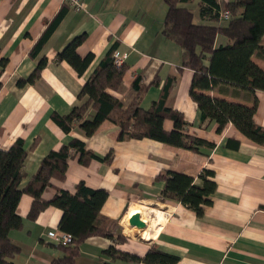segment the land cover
Returning <instances> with one entry per match:
<instances>
[{
    "label": "crops",
    "instance_id": "crops-1",
    "mask_svg": "<svg viewBox=\"0 0 264 264\" xmlns=\"http://www.w3.org/2000/svg\"><path fill=\"white\" fill-rule=\"evenodd\" d=\"M84 1L86 11L69 7L64 0H0V60L6 59L4 67H0V149L8 148L17 138L24 140L27 155L20 187L37 171L44 155L77 138L86 149L100 156L109 155L110 160L90 159L81 164L73 153L65 178L54 179L53 185L43 190L42 197L50 199L59 188L73 191L79 181L91 188L106 189L108 196L100 213L117 221L126 240L114 242L101 235L88 236L76 246L75 264H147L110 258L104 254L110 245L138 256H144L155 246L177 255L175 264H264V145L248 139L231 123L217 132L216 123L200 120L197 105L189 96L193 71L182 66V48L161 32L166 13L164 0ZM193 1L197 4L198 0ZM217 1L223 9L229 0ZM65 5L66 14L40 51L32 56L30 52L47 22ZM201 21L199 17L198 22ZM81 33H86V38L77 52L81 56L91 52L94 60L78 75L66 61H58L56 54ZM113 42L125 55L128 68L120 87L108 91L126 105L135 95L132 82L141 75L140 84L145 89L140 105L147 109L160 96L167 78L174 76L165 106L182 114L188 123V134L214 143L213 148L195 152L149 138L120 140V128L108 120L90 136L78 125L69 132L62 130L52 115H67L72 107L86 100L79 99L78 93ZM226 42L225 37L217 36L215 45ZM43 56L47 63L40 77L34 83L19 85L17 81L26 78ZM252 59L264 70V59L255 55ZM204 62L208 65L207 60ZM207 93L246 105L255 96L254 120L264 126V91L256 90L252 95L222 83ZM92 112L89 106L86 114ZM163 127L171 130L173 122L166 118ZM228 140L238 141V147L229 145ZM204 168L213 171L216 189L211 204L204 207L201 215L179 201L160 198L164 185L156 179L160 172H182L200 183L198 175ZM32 199L30 194L22 193L18 201L16 212L23 225L9 233L10 240L20 248L13 261L53 264L66 250L51 242L47 233L60 230L62 212L49 205L29 219ZM135 205L161 212L163 221L154 236L140 237L129 226L133 214L126 215ZM139 213L148 222L146 228L156 216L149 211Z\"/></svg>",
    "mask_w": 264,
    "mask_h": 264
},
{
    "label": "trees",
    "instance_id": "trees-1",
    "mask_svg": "<svg viewBox=\"0 0 264 264\" xmlns=\"http://www.w3.org/2000/svg\"><path fill=\"white\" fill-rule=\"evenodd\" d=\"M192 1L164 0L166 13L161 32L165 38L176 42L182 48V66L193 71L189 96L197 105L200 120L216 123L217 132H221L226 124L231 123L248 139L264 145V126L254 120L257 106L255 96L252 103L246 105L207 93L222 83L246 90L252 95L256 90L264 91V70L252 59L254 55L264 59V0L226 1L223 9L228 10L227 20L221 19L219 12L222 8L217 0H198L201 22L194 20L192 8L186 6ZM67 7H61L47 22L30 52L32 56H35L48 40L66 14ZM217 36L225 37L226 44L216 46ZM85 38L86 33L72 37L56 54L58 61H66L78 75H82L94 60V54L91 52L84 56L77 52V47ZM117 47V42L109 46L82 85L78 98L86 97V100L72 107L67 115H52L62 130L69 132L74 125H78L90 136L103 121L108 120L120 128V140L149 138L195 152H201L202 148H213L214 143L188 134V123L182 114L165 106V98L175 80L174 76L167 78L160 96L147 109L140 105V98L145 89L140 84L141 75L134 78L132 88L135 95L126 105L108 91L120 87L128 68L124 62L120 65L114 63L113 51ZM205 60L208 65H205ZM5 62V58L0 60L1 69ZM46 63V57H41L33 71L17 83L21 86L34 83ZM89 106L93 112L86 114ZM166 118L173 122L171 130L163 127ZM227 143L236 148L239 145L236 140H228ZM73 153L78 155L81 164H87L90 159L109 161L111 158L109 155L100 156L86 149L82 140L72 138L58 149L50 150L44 155L37 171L24 187H20L27 155L24 140L17 138L8 148L0 149V264H16L13 258L20 248L10 240L9 233L23 225L22 217L16 212L22 193L30 194L33 198L27 214L29 219H34L49 205L59 208L62 212L58 228L69 233L72 242L65 246L59 245L66 253L55 258L53 264H75L76 246L91 235H101L114 242L126 240L119 231L117 221L100 213L108 196L106 189L91 188L79 181L73 191L59 188L50 199L42 197L43 190L53 185L54 179L65 178L68 159ZM212 177L213 171L207 168L202 169L198 175L200 183H197L193 176L182 172H160L156 176V179L164 182L160 198L179 201L194 210L197 215H201L204 207L211 204V195L216 189ZM104 254L112 259L147 264H175L179 258L155 246H151L144 256L118 250L114 245L106 248Z\"/></svg>",
    "mask_w": 264,
    "mask_h": 264
},
{
    "label": "built area",
    "instance_id": "built-area-1",
    "mask_svg": "<svg viewBox=\"0 0 264 264\" xmlns=\"http://www.w3.org/2000/svg\"><path fill=\"white\" fill-rule=\"evenodd\" d=\"M64 2L69 6L72 7L76 10H80V11H86V7H85V1L84 0H64ZM219 15L221 17V19L223 20H227L229 17V13L228 10L225 9H221L219 12ZM124 54L120 53L119 50L115 49L113 51V59H114V63L116 65H120L124 62ZM47 237L48 239L57 244V245H69L72 242V236L62 230H58V231H49L47 233Z\"/></svg>",
    "mask_w": 264,
    "mask_h": 264
},
{
    "label": "bare ground",
    "instance_id": "bare-ground-1",
    "mask_svg": "<svg viewBox=\"0 0 264 264\" xmlns=\"http://www.w3.org/2000/svg\"><path fill=\"white\" fill-rule=\"evenodd\" d=\"M148 211L150 212V214L153 213L156 216L153 219H151V221L147 225V228L145 227L146 230L143 231L142 233L144 236H154L155 233L158 231V228H159L161 222L163 221V217H162L161 212H158V211L154 210L153 208H150L148 210V209H145V207H142L141 205H135V206H132L130 208V210L127 212L126 216H128L130 214H134L136 212L146 213ZM146 223H148V222H146Z\"/></svg>",
    "mask_w": 264,
    "mask_h": 264
},
{
    "label": "water",
    "instance_id": "water-1",
    "mask_svg": "<svg viewBox=\"0 0 264 264\" xmlns=\"http://www.w3.org/2000/svg\"><path fill=\"white\" fill-rule=\"evenodd\" d=\"M128 224L131 228H135L136 235L143 237L141 231L146 227V222L143 219H141L139 212H136L130 216L128 220Z\"/></svg>",
    "mask_w": 264,
    "mask_h": 264
},
{
    "label": "rangeland",
    "instance_id": "rangeland-1",
    "mask_svg": "<svg viewBox=\"0 0 264 264\" xmlns=\"http://www.w3.org/2000/svg\"><path fill=\"white\" fill-rule=\"evenodd\" d=\"M189 6L192 8V11L194 12V20L195 21H199V15H198V8H197V4L196 1L190 2Z\"/></svg>",
    "mask_w": 264,
    "mask_h": 264
}]
</instances>
